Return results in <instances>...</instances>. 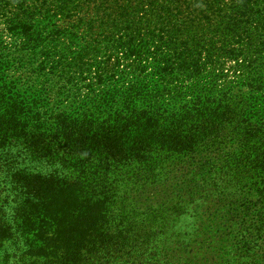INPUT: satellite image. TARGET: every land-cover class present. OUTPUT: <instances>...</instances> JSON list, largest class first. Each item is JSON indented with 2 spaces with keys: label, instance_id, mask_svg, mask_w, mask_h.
Instances as JSON below:
<instances>
[{
  "label": "trees",
  "instance_id": "1",
  "mask_svg": "<svg viewBox=\"0 0 264 264\" xmlns=\"http://www.w3.org/2000/svg\"><path fill=\"white\" fill-rule=\"evenodd\" d=\"M0 160L32 264H264V0H0Z\"/></svg>",
  "mask_w": 264,
  "mask_h": 264
},
{
  "label": "rangeland",
  "instance_id": "2",
  "mask_svg": "<svg viewBox=\"0 0 264 264\" xmlns=\"http://www.w3.org/2000/svg\"><path fill=\"white\" fill-rule=\"evenodd\" d=\"M10 168L0 160V264H32L30 256L26 254L29 250L27 244L20 240L15 228L16 203ZM160 261V264H173V254ZM35 264H45L44 259Z\"/></svg>",
  "mask_w": 264,
  "mask_h": 264
}]
</instances>
